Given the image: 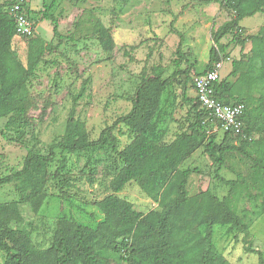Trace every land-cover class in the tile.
Here are the masks:
<instances>
[{"label": "trees", "instance_id": "trees-1", "mask_svg": "<svg viewBox=\"0 0 264 264\" xmlns=\"http://www.w3.org/2000/svg\"><path fill=\"white\" fill-rule=\"evenodd\" d=\"M55 1L42 0L41 9L33 11L24 2L31 16L50 21L54 44L40 36H22L27 39V60L22 63L12 48L17 36L15 23L8 13L13 0H4L0 5V118H6L1 134L19 143H25L31 125L28 110L31 105L28 82L47 52L56 50L66 36L58 32V18L53 13ZM223 8L230 9L233 17L217 28H212L213 42L205 70L190 73L193 64L180 69L185 52L179 46L174 64L178 70L162 77L158 68L153 76L146 77L136 89L131 109L119 116L111 126L103 129L99 137L91 140L85 124L70 116L65 131L49 144L47 152L36 148L37 138L31 137L22 167L0 175V186L14 182L19 198L0 202V264H229L214 244V227L227 226L230 230L247 231L252 217L262 213V208L253 206L239 211L227 196L219 197L209 189L189 195L188 176L195 167H183V163L198 149L208 156L216 172L232 155H249L255 151L251 171L243 178V187H251L254 197L264 201V134L252 138L254 130L264 132V24L255 33L242 34L239 22L245 16L264 13V0H220ZM232 34V39H221ZM101 46L113 47L109 28H98ZM236 40L250 44L240 58L231 62L230 72L214 84V97L222 104H244L243 127L238 135L224 131L222 140L211 133L213 119L195 98L183 92L186 101H191L193 119L182 131H176L168 140L170 124L174 122L176 96L172 90L174 79L179 74L194 76L209 71L218 61L221 51L228 58L230 44ZM220 45V50H216ZM221 60V59H219ZM239 88L241 94L232 91ZM125 124L133 135L123 148L117 147L113 129ZM219 124V123H218ZM227 137V139H226ZM230 137V138H228ZM225 138V139H224ZM104 150L93 166L88 167V176L101 165L103 173L111 177V193L98 200L97 208L103 218L96 226L81 223L61 216L47 247L36 245L29 231L22 225L21 206L38 212L48 196L47 185L53 180L58 185L59 196L67 198L69 182L64 171V162L54 171L49 168L57 153H90ZM234 185L237 180H225ZM91 180V179H90ZM134 182L150 198L155 206L142 213L133 208V203L120 192ZM241 197V191L235 190ZM255 205V204H254Z\"/></svg>", "mask_w": 264, "mask_h": 264}, {"label": "rangeland", "instance_id": "rangeland-1", "mask_svg": "<svg viewBox=\"0 0 264 264\" xmlns=\"http://www.w3.org/2000/svg\"><path fill=\"white\" fill-rule=\"evenodd\" d=\"M37 1L42 2L28 0L30 6ZM51 1L46 0L47 3ZM2 2L4 0H0V5ZM39 6L41 9L42 3ZM53 13L58 18V32L66 37L56 50L44 54L36 75L28 82L31 125L25 143L4 137L1 130L6 118H0V175L22 167L32 145V136L37 138L36 148L46 153L49 144L64 133L70 116L85 124L89 139H97L103 129L131 109L136 89L144 78L153 76L158 68L162 77L178 70L174 59L178 57L176 50L179 46L186 56L180 69H186L192 63L191 74L205 70L213 45L210 37L212 28L233 17V12L223 8L220 0H56ZM31 19L35 36L52 40L54 44L58 42L52 36L50 21L32 16ZM239 24L244 36L255 33L264 24V13L245 16ZM100 25L110 30L113 42L110 50L99 43ZM232 37V34L225 35L221 43L230 41ZM27 39L17 35L12 41L13 50L24 64ZM216 46V50H220V45ZM249 48V43L242 46L236 40L230 44L228 58L223 59L221 51L218 53L217 59L223 62L221 78L230 72L231 62ZM172 90L176 96V110L168 140L176 131L184 130L193 119L191 101L185 100L183 92L186 91L189 98L196 97L193 79H188L183 73L174 79ZM210 122V132L222 140L224 131L221 126L213 120ZM113 134L119 149L133 138L123 123L113 129ZM252 134L256 140L264 132L257 129ZM248 151L249 155L237 153L230 156L226 165L217 172L216 166L201 149L183 163V167L196 169L188 176L186 188L189 195L209 189L219 197L227 196L239 211L250 210L253 206L263 209L260 215L252 217L247 231L230 230L227 226L214 227V244L229 264H264V201L254 197L255 191L251 187L244 188L241 184V178L251 171L253 158L258 155L255 151ZM103 152L57 153L49 170L54 171L64 162L63 172L69 182L67 198L60 197L58 185L49 180L48 196L38 212L21 206L22 225L36 245L47 247L50 244L61 216L90 226H96L103 218L95 202L111 193V177L103 173L102 164L95 167L93 176L89 177L87 172L98 157H103ZM220 178L237 181L229 185ZM235 190L241 191V197L235 195ZM120 194L130 200L139 212L146 213L155 206L134 182L128 183ZM18 198L14 182L0 186V202ZM0 218L4 219V216L0 215ZM112 264L116 263L113 261Z\"/></svg>", "mask_w": 264, "mask_h": 264}, {"label": "built area", "instance_id": "built-area-1", "mask_svg": "<svg viewBox=\"0 0 264 264\" xmlns=\"http://www.w3.org/2000/svg\"><path fill=\"white\" fill-rule=\"evenodd\" d=\"M24 1L13 0L11 5L8 6V13L14 20L16 34L28 37L33 35L34 28L33 22L27 15L23 5ZM222 63V60H218L209 71L195 76L193 85L201 106L220 124L222 130L238 135L243 127L244 104H222L214 97V84L220 79L219 72Z\"/></svg>", "mask_w": 264, "mask_h": 264}, {"label": "crops", "instance_id": "crops-1", "mask_svg": "<svg viewBox=\"0 0 264 264\" xmlns=\"http://www.w3.org/2000/svg\"><path fill=\"white\" fill-rule=\"evenodd\" d=\"M27 3H28V7H29L30 10L36 11V10H39V9H40L39 3H42V2L37 1V2L35 3V5H33V6H30V5H29L28 0H27ZM31 16H32V17H35V19L38 18V17H36V15H34V14H32ZM45 40H46V39H45ZM232 92L235 93V94H241V91H240L239 88H235Z\"/></svg>", "mask_w": 264, "mask_h": 264}, {"label": "bare ground", "instance_id": "bare-ground-1", "mask_svg": "<svg viewBox=\"0 0 264 264\" xmlns=\"http://www.w3.org/2000/svg\"><path fill=\"white\" fill-rule=\"evenodd\" d=\"M25 2V1H24ZM27 13V12H26ZM28 16H29V14H27ZM29 18L31 19V16H29ZM32 20V19H31ZM33 28H34V25H33ZM33 34H34V32H33ZM33 36V35H32ZM220 73V72H219ZM199 76V75H198ZM220 80V79H219ZM218 80V81H219ZM220 125V124H219Z\"/></svg>", "mask_w": 264, "mask_h": 264}]
</instances>
